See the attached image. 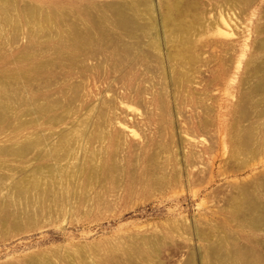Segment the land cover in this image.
Here are the masks:
<instances>
[{
  "label": "rangeland",
  "instance_id": "374dc122",
  "mask_svg": "<svg viewBox=\"0 0 264 264\" xmlns=\"http://www.w3.org/2000/svg\"><path fill=\"white\" fill-rule=\"evenodd\" d=\"M4 2L0 264H264V0Z\"/></svg>",
  "mask_w": 264,
  "mask_h": 264
},
{
  "label": "bare ground",
  "instance_id": "6f19581e",
  "mask_svg": "<svg viewBox=\"0 0 264 264\" xmlns=\"http://www.w3.org/2000/svg\"><path fill=\"white\" fill-rule=\"evenodd\" d=\"M3 2H4V0H2ZM2 2V3H3ZM6 2V1H5ZM4 2V5H6V3ZM1 3V2H0ZM1 3V4H2ZM0 4V6H3V5H1ZM11 7V6H10ZM32 8V7H31ZM4 9V8H3ZM11 9V8H10ZM28 9V8H27ZM30 9V8H29ZM29 9L27 10V11H29ZM5 10V9H4ZM4 10H1V11H3L4 12ZM14 10V9H13ZM33 10V9H32ZM12 11V10H11ZM38 11V10H37ZM5 13V12H4ZM29 12H27V14H28ZM30 15H31V12L29 13ZM28 14V15H29ZM32 14H34L33 12H32ZM6 15V14H5ZM4 15V16H5ZM8 15V14H7ZM118 16H120V14L118 13ZM8 17V16H7ZM7 17H6V19H7ZM27 17V16H26ZM30 17H32V16H30ZM121 17V16H120ZM4 18V17H3ZM8 18H10V17H8ZM28 19H29V17H28ZM32 19H34V16L32 17ZM8 20V21H7ZM6 21V23H8V22H10L9 21V19H7ZM11 20V19H10ZM27 19L25 18V21H26ZM12 21V20H11ZM35 21V20H34ZM44 21V20H43ZM29 23H31V19H30V21H28ZM42 22V21H41ZM26 23V22H25ZM40 23V22H39ZM38 23V24H39ZM43 23V22H42ZM119 24H120V27H126V22L124 21V19L123 18H120L119 19ZM40 25V24H39ZM28 26V25H27ZM128 27H129V25H127ZM127 28V27H126ZM127 30H129L130 32H131V30H132V28L130 27V29H128L127 28ZM126 32H128V31H126ZM129 35V34H128ZM135 35V34H134ZM75 36V35H74ZM73 36V37H74ZM77 36V35H76ZM79 37V36H78ZM128 37V36H127ZM16 38V37H15ZM72 38V37H71ZM75 38H77V37H75ZM73 40H75L74 38H73ZM80 40V38H78V40H76L75 42V45L78 43V42H80L79 41ZM71 43H73V42H71ZM74 45V44H73ZM78 45H80V43H78ZM84 46V45H83ZM77 47V46H76ZM76 47L74 46V48L76 49ZM73 48V49H74ZM79 49V48H78ZM81 49V48H80ZM71 51V50H70ZM76 52V51H75ZM74 52V53H75ZM73 53V52H72ZM71 54V53H70ZM77 64V63H76ZM75 65V64H74ZM43 66V65H42ZM41 66V67H42ZM77 66V65H76ZM78 67H79V65H78ZM81 67V66H80ZM47 68H48V65H47ZM33 69H34V67H33ZM37 70H38V68H36ZM35 69V71H37ZM41 69V68H40ZM44 70V69H43ZM33 71V70H32ZM35 71H33V72H35ZM22 72V71H21ZM23 72H25V71H23ZM22 72V73H23ZM21 73V74H22ZM37 73V72H36ZM12 78V77H11ZM37 79V78H36ZM15 80V79H14ZM17 80V79H16ZM30 82V81H29ZM42 83V82H41ZM30 83H28V85H29ZM32 84V83H31ZM40 85V84H39ZM33 86V85H32ZM49 86V85H48ZM9 86H7V84H6V82H5V79H0V127H1V125L5 122V120L8 118V116L9 115H11V105L7 102V101H12V99H14L15 98V93H13V92H11L9 89ZM48 88H50V87H48ZM47 88V89H48ZM45 89V88H44ZM18 91V90H17ZM39 91V90H38ZM34 102H37V103H39L38 101H34ZM11 104H12V102H10ZM28 103V102H27ZM35 104V103H34ZM34 104H33V107H34ZM43 104V103H42ZM13 107V106H12ZM48 107V106H47ZM15 110V109H14ZM35 110V109H34ZM42 110V109H41ZM52 110V109H51ZM45 111V110H44ZM35 112V111H34ZM10 113V114H9ZM12 117V116H11ZM50 119H53V118H50ZM7 123H9L10 124V122H7V120H6V124ZM8 126V124L6 125V128H8L7 127ZM18 127V126H17ZM20 127L21 126H19L18 128L20 129ZM5 129V128H4ZM16 130V129H15ZM18 130V129H17ZM27 138V137H26ZM26 138H25V142L23 141V142H21V144H18V143H20V142H18L17 144H16V146H12V148L13 149H11V147L9 148V150H11L10 152H8V153H6L7 152V149H6V152H5V150H2V152L4 151V153L5 154H12V155H14V157L16 156V160H20V158H23V157H25V155H28L27 153L29 152V150L32 148V147H34L36 144H38V142H40V140H37V139H35L34 140V138H30L29 139V137H28V139H27V141H26ZM28 140H30V141H28ZM61 143H63L64 144V146H65V148L64 149H66V150H68V152L70 153H72V151H70V150H72L73 148V143H72V140H70V138H67V137H63V138H61V141H60ZM42 145V144H41ZM62 145V144H61ZM33 150V149H32ZM83 151V150H82ZM0 152H1V150H0ZM38 152V151H37ZM41 152V151H40ZM68 152H66V153H68ZM30 153V152H29ZM68 153V154H69ZM1 154H3V153H0V155ZM5 154H3V155H5ZM46 154V153H45ZM11 155V156H12ZM36 155V154H35ZM9 156V155H8ZM7 155H6V157H8ZM10 156V157H11ZM37 156H38V154H37ZM57 156V155H56ZM68 156V155H67ZM35 158V157H34ZM39 158H41V157H39ZM54 159V158H53ZM61 159V158H60ZM156 159V158H155ZM32 161V160H31ZM157 162V161H156ZM4 164L5 163H2V164H0L1 166H3L4 167ZM57 166V165H56ZM45 167V166H44ZM50 167V166H49ZM91 167V166H90ZM48 168V167H47ZM55 168V167H54ZM54 168H53V170H54ZM156 168V167H155ZM33 169H35V168H33ZM44 169V170H43ZM51 169V168H50ZM50 169H47L46 170V167L45 168H42V167H37L35 170H31L32 172L34 171V173L37 175V174H39V173H43V172H47V173H49L50 174ZM59 169V168H58ZM57 169V170H58ZM63 169V168H62ZM157 169V168H156ZM67 170V169H66ZM91 170V169H90ZM31 171H29V172H31ZM62 171V170H61ZM20 172V171H19ZM31 172V173H32ZM53 172V171H52ZM51 172V173H52ZM54 172H55V170H54ZM53 172V173H54ZM30 173V174H31ZM34 173H33V176H35L34 175ZM44 173V174H45ZM90 173V172H89ZM44 174H42V176L44 175ZM26 175V174H25ZM53 175V174H52ZM91 175V174H90ZM41 176V177H42ZM45 177H47V175H44ZM28 177V176H27ZM155 177V176H154ZM3 178V177H2ZM11 178V177H10ZM13 178V177H12ZM24 178V177H23ZM90 178V177H89ZM155 178H157V177H155ZM47 179V178H46ZM10 180V179H9ZM30 180V179H29ZM72 180V179H71ZM1 181V180H0ZM6 181V180H5ZM4 181V182H5ZM24 181V180H23ZM27 181V180H26ZM38 181V180H37ZM45 181V180H44ZM48 181V180H47ZM50 181V180H49ZM52 181H53V179H52ZM9 182V181H8ZM35 182V181H34ZM71 182V181H70ZM18 183V182H17ZM43 183V182H42ZM8 184V183H7ZM23 184V183H22ZM11 185H13V184H11ZM38 185V184H37ZM50 185V184H49ZM159 185V184H158ZM23 187H24V185H22ZM15 187V186H14ZM37 187V186H36ZM50 187V189H51V186H49ZM19 188H21L22 189V187H19ZM18 188V189H19ZM27 188V187H26ZM43 188H44V186H43ZM16 189V188H15ZM21 189H19L18 191L19 192H21L22 190ZM57 189V188H56ZM26 190V189H25ZM1 191V190H0ZM17 191V190H16ZM57 191V190H56ZM2 192V191H1ZM23 192V191H22ZM25 192V191H24ZM6 193V192H5ZM12 193V192H11ZM32 193V192H31ZM30 193V194H31ZM35 193V192H34ZM41 193V192H40ZM51 193V192H50ZM23 194V193H22ZM21 194V195H22ZM51 195V194H50ZM12 196V195H11ZM18 196V195H17ZM23 196V195H22ZM41 196V195H40ZM19 197V196H18ZM21 197V196H20ZM42 197V196H41ZM22 198V197H21ZM24 198V200H25V197H23ZM49 198V197H48ZM60 198V197H59ZM59 198H58V200H59ZM246 198V197H245ZM41 199V198H40ZM244 199V198H243ZM11 200V199H10ZM247 200V199H246ZM24 204V203H23ZM31 205V204H30ZM257 205V204H256ZM46 207V206H45ZM262 209V208H261ZM23 210H25V208L23 209ZM32 210V209H31ZM34 210V209H33ZM46 210V209H45ZM14 211V210H13ZM244 211H246L248 214L250 213L251 215H253V214H255V209H253V208H251V207H249L248 209H245ZM20 213V212H19ZM31 213H32V211H31ZM21 214V213H20ZM251 215H248V216H251ZM8 216V215H7ZM20 216V215H19ZM7 219V218H6ZM20 219V218H19ZM259 220H260V218H258ZM254 220V219H253ZM256 220V219H255ZM259 220H256L257 222L256 223H258V221ZM31 221V220H30ZM260 222H261V220H260ZM13 223V222H12ZM11 223V224H12ZM250 223V222H249ZM206 224V223H205ZM260 224V223H259ZM250 225V224H249ZM4 226V225H3ZM255 226V225H254ZM13 227H14V224H13ZM259 227V226H258ZM213 250V249H212ZM214 250H215V248H214ZM212 257V256H211ZM219 258L220 257H218V260H219ZM222 258V257H221ZM214 261V260H213ZM219 263H222V264H228L227 263V261H226V263H223V262H221V260H219Z\"/></svg>",
  "mask_w": 264,
  "mask_h": 264
}]
</instances>
